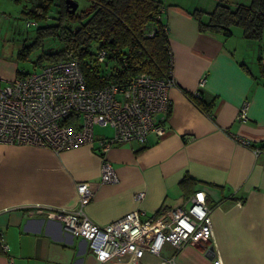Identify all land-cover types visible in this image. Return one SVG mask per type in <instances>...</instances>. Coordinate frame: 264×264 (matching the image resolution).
<instances>
[{"label": "crops", "instance_id": "0c3cea01", "mask_svg": "<svg viewBox=\"0 0 264 264\" xmlns=\"http://www.w3.org/2000/svg\"><path fill=\"white\" fill-rule=\"evenodd\" d=\"M194 6L164 3L171 104L161 134L150 132L144 142L107 149L116 182L99 181L101 156L90 144L55 153L46 146L0 142V234L8 245L6 252L0 247V264H158L174 254L165 243L159 254L145 251L139 259L99 262L85 239L46 218L76 204L80 181L93 190L83 212L98 225L132 210L149 216L178 206L201 189L211 209L213 237L200 246H183L172 264H264V31L261 38H246L236 30L230 35L200 30ZM196 6L208 12L206 5ZM12 76L0 67V77ZM197 90L205 102H213L209 112L184 92ZM244 102L247 117L240 120ZM112 134L113 128L95 138ZM184 174L197 182L180 185ZM137 192H143L140 199Z\"/></svg>", "mask_w": 264, "mask_h": 264}, {"label": "built area", "instance_id": "2783aa9c", "mask_svg": "<svg viewBox=\"0 0 264 264\" xmlns=\"http://www.w3.org/2000/svg\"><path fill=\"white\" fill-rule=\"evenodd\" d=\"M32 23L37 22L26 21V25ZM104 58L105 50L101 49L97 59ZM173 84L172 77L157 78L140 72L125 85L109 83L91 88L74 59L45 63L38 71L8 80L0 78V142L46 146L55 153L90 144L101 156L99 181L116 182L117 174L105 152L121 143L144 142L150 132L161 134L171 104L167 91ZM246 108L244 102L237 112L238 119H246ZM94 125H111L113 134L95 138ZM75 189L76 204L50 211L46 218L85 239L99 262L120 261L124 256L139 259L145 251L159 254L165 243L174 248L175 254L185 245L200 246L213 237L211 209L201 189L178 206L149 216L139 210L128 211L105 225L94 223L83 212L93 196L89 183L77 182ZM134 196L140 199L143 192ZM0 247L5 252L8 249L2 234ZM174 254L161 257L158 264H172Z\"/></svg>", "mask_w": 264, "mask_h": 264}, {"label": "trees", "instance_id": "16d2710c", "mask_svg": "<svg viewBox=\"0 0 264 264\" xmlns=\"http://www.w3.org/2000/svg\"><path fill=\"white\" fill-rule=\"evenodd\" d=\"M56 20L37 27L40 35H50L59 46L43 51L46 63L74 59L79 64L88 87H101L116 83L125 85L136 73L154 77H172V54L168 45L167 26L161 19L164 3L160 0H87L88 6L70 13L64 0H55ZM54 0H38L29 10L32 17L46 18ZM196 15L199 29L231 34V26H239L242 36L261 38L264 31V0H251L249 4L228 5L217 3L211 11H191ZM205 14L206 17L201 15ZM41 38V37H40ZM30 46L23 45L19 54ZM105 50L102 61H113L111 71L98 67V52ZM41 58V57H40ZM264 73V63H261ZM18 70L15 75L23 74ZM202 111L209 112L213 102H205L199 90L184 91ZM262 151V148L253 146ZM196 179L184 174L179 184L195 183Z\"/></svg>", "mask_w": 264, "mask_h": 264}, {"label": "rangeland", "instance_id": "374dc122", "mask_svg": "<svg viewBox=\"0 0 264 264\" xmlns=\"http://www.w3.org/2000/svg\"><path fill=\"white\" fill-rule=\"evenodd\" d=\"M38 0H0V67L9 74L13 75L16 70L20 72H34L38 71L42 65L46 63V59L42 57L43 51L49 50L51 47L59 46V42L53 39L50 35H40L38 39L37 27L44 26L45 24H51L56 20L57 5L56 1L50 5L49 12L46 14V18L36 19L28 14V10L37 3ZM78 2L76 12L88 6L87 0H76ZM166 3L167 0H160ZM188 3H192L194 9H198L196 5H206V9L211 11L216 7L217 3H223L228 5L249 4L242 3L239 0H179ZM230 1V2H229ZM193 9V10H194ZM192 10V11H193ZM36 21L26 25V21ZM232 30L241 32L239 26H231ZM30 46L26 53L19 54L22 46ZM41 57V58H40ZM98 67L104 71H111L115 65L113 61H98ZM12 76L11 78H13ZM1 79L8 80L7 78L0 77ZM10 78V79H11ZM94 135L107 134L112 132L111 125L100 126L94 125ZM256 151V150H255ZM259 152V151H258Z\"/></svg>", "mask_w": 264, "mask_h": 264}, {"label": "water", "instance_id": "95a60500", "mask_svg": "<svg viewBox=\"0 0 264 264\" xmlns=\"http://www.w3.org/2000/svg\"><path fill=\"white\" fill-rule=\"evenodd\" d=\"M65 6L70 13L74 12L77 9L78 2L76 0H64Z\"/></svg>", "mask_w": 264, "mask_h": 264}]
</instances>
